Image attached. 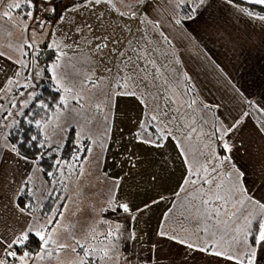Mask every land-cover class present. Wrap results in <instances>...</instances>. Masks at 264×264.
Wrapping results in <instances>:
<instances>
[{"label":"rangeland","instance_id":"1","mask_svg":"<svg viewBox=\"0 0 264 264\" xmlns=\"http://www.w3.org/2000/svg\"><path fill=\"white\" fill-rule=\"evenodd\" d=\"M233 2L239 7H245L239 1ZM46 3L47 0H43L39 5V16L46 21L43 28L38 22L33 23L31 18L18 15L25 28L31 26V35L25 30L29 38L28 43L35 42L33 49L26 46L23 58L29 67L22 70V66L16 63L18 60H4L0 56V104L4 105L0 108V199H7L11 203L14 193L22 187L25 178L30 181L28 183L31 184L40 206H43L47 193L57 189L55 179L51 182L36 162L29 158L26 162L23 156L11 151L9 133L12 120H18V110L22 108L20 101L27 98L29 91H40L44 79L51 78L50 65L63 52L65 55L59 60V72L65 87L71 89L67 93L61 89L62 96L68 103L66 106L59 103L60 107L44 122L43 131L51 144H63L70 132L75 130L79 145L77 154L82 157L86 153L87 159L83 156L82 168L79 165L73 171V174H77L75 181L70 180L66 184L65 194L69 198L63 216L59 218L58 224L49 225V230L55 228L53 239L57 242L61 241V232L70 236L76 234L77 240L92 251V257L106 258L110 255L104 256L105 250H108L109 254L112 246L116 245L113 250L118 254L119 245L124 247L131 242V213H124L119 209L120 203L115 198L114 189L117 178L106 170V159L110 150H115L114 154L117 151L121 154L131 150V144L127 141L129 135L111 141L112 123L116 114L122 111L121 101L127 103L129 98H132L141 102L140 98H143V122H147L150 115L157 114L155 104L159 101H153L151 95L146 94L151 91L152 94L168 97L164 104L167 106L170 102L172 109H179V112L172 111L171 114L184 117L179 121L180 125H184L179 128V132L176 122H170L168 117L163 118L168 127L173 129V135L186 145L187 140L181 133L187 131V126L196 128L186 145L192 155L196 149L202 148L200 152L208 156L210 148L215 144L219 145L216 137L211 135L212 125L216 124L218 127L220 121L228 123L239 119L245 111L249 116L241 124L242 132L246 136L251 131L256 132L260 129L259 125L263 127L264 123V112L257 111V108H264V21L240 13L236 7L229 5L227 0H209L208 5L197 10L196 19L192 21H187L185 17L190 12L189 6H195L193 0H185L184 3H180V0H150L146 4H141L140 0H112L114 8L107 3L93 7L82 6L83 0H55L58 5L56 15L51 12L45 15L43 8ZM6 6L7 3L0 5V30H3L4 36L10 37L17 22L3 21ZM23 11L27 12L28 8L24 7ZM133 12L136 14L135 18L129 15ZM121 13L125 15L122 16ZM145 14L152 24L141 23ZM175 19H181L182 23L175 24ZM156 22L159 23V28L154 26ZM86 24L91 26V30L85 27ZM161 32L170 43L163 39ZM104 36L109 38V48L112 47L110 41L114 37L121 41L120 50L129 49V41L132 42V47L141 51L146 48L160 69L159 83L164 90L159 91L155 84H152L150 89L144 84L139 87L130 85L138 93L137 97L116 95L115 93L121 91L116 87L119 80L115 75L118 71L117 57L108 49L95 48L98 42L95 38ZM41 41L43 46L39 45ZM53 43L58 47L54 49ZM129 51H125L126 56ZM33 60L37 61L36 65H32ZM140 63L143 66L144 62ZM41 68L45 69L44 75L30 81L33 87H23L29 82L25 79L29 73L35 76ZM109 69L111 71H108ZM150 72H154V69L150 68ZM169 78L170 83L164 85V80ZM9 80L14 82L9 84ZM152 80V75H149L148 81ZM190 86H194V91L189 90L185 94L184 89ZM19 92H24L25 95L19 96ZM76 96H79V99H76ZM12 97L16 99L15 108L11 104ZM193 99L196 104L192 109H188L186 102ZM201 102L213 108L205 109ZM144 104L148 107L145 108ZM217 105L218 108L215 107ZM9 110L13 116L4 119ZM153 125L158 127L156 122H152L148 133L154 132L151 129ZM138 130L141 131L140 127ZM238 137L239 140L242 139L239 133ZM205 144H210L211 147H204ZM255 144L258 146L261 143ZM245 146L252 149L253 140ZM89 149L91 151H88ZM145 153L146 160L151 152L148 150ZM200 159L205 161L208 157ZM232 161L244 172L236 157L232 156ZM225 164V171L211 186L215 214L220 219L230 217L232 211L240 204L239 201L244 199L239 191L228 193L236 178L235 175H228L229 171L233 170L228 163ZM68 174L70 175V169ZM243 187L247 189V193L248 189H251L247 182H243ZM217 194L228 197L226 206L224 200L216 199ZM71 200L73 202L70 204ZM33 215L37 218L46 217L40 213ZM25 219L26 217L18 216L15 224L4 227L5 231L1 237L8 238L13 231L18 232ZM109 230L112 231L113 237H107ZM55 246L53 249L57 248V244ZM50 252L51 257L46 256L44 260L37 258L36 264H67L70 260L68 257L71 251L60 257L55 250L50 249ZM79 252L78 262H81L83 251ZM133 254L135 261L139 256L144 260L146 258L143 249ZM110 257L114 259L113 263L120 262V256ZM101 261L100 259L92 263L102 264ZM121 262L125 264L124 259Z\"/></svg>","mask_w":264,"mask_h":264},{"label":"crops","instance_id":"2","mask_svg":"<svg viewBox=\"0 0 264 264\" xmlns=\"http://www.w3.org/2000/svg\"><path fill=\"white\" fill-rule=\"evenodd\" d=\"M37 2L40 5L43 0H37ZM235 2L238 1L235 0ZM6 3V9L3 12H9V17L4 18L3 21L17 23L10 37L4 36L3 30H0V56L4 60L6 58L23 60L29 42L28 34L25 32V26L19 21L18 15H21V11L8 7L10 4H23V0H2L0 5ZM243 5L255 13L251 7ZM39 45L43 46V41ZM120 106L122 111L116 114L115 121L112 123L111 141H117L118 137L124 138L129 135L127 141L131 144V150L121 154L118 151L114 154L115 150H110L107 154L108 168L106 170L117 178L114 188L115 198L120 204L127 203L131 210V238L134 236L132 241L135 246H142L146 253L145 261L139 256L133 264H232L221 257L199 251L192 252L178 242L180 239H184L186 243L199 239L202 244L203 241L211 243L212 240H217L224 248H227L230 237L239 235L236 229L243 226L246 216L250 213L257 217L264 214V209L246 198L243 204H238L232 211L237 213L236 216L220 219L215 214L212 185L204 183V179H212L214 183V180L215 182L219 180L225 171L226 164L219 165L218 161L213 159L214 154L223 155L219 145L212 146L207 156L204 153L201 155L202 148L196 149L192 155L186 148L190 139H185L186 145L178 137L180 144L169 139L164 142L162 148L142 144L137 135L144 114L141 102L129 98L127 103L121 101ZM262 124L263 127L259 125L260 129L253 133L251 131L247 136L240 126V130L231 140L234 145L231 156L236 157L243 167L245 174L243 182H247V186L251 188L248 189L247 196L260 203H264V123ZM238 133L242 137L240 140ZM250 140L254 142L252 149L245 146ZM255 143L261 144L256 146ZM181 147L185 149L184 152L180 151ZM148 150L151 153L145 160V151ZM201 157H208V159L202 161ZM189 164L192 165V171L198 172V175L189 176ZM213 165L216 166L215 172L212 171ZM204 166L208 168L207 174L202 170ZM189 179L197 180V183L186 184L185 181ZM27 180L25 178L23 182ZM204 200L208 203L204 204ZM153 201L157 202L153 203ZM72 202L71 200L69 203ZM146 204L149 205L147 209L144 207ZM18 216L20 215L15 209L13 199L11 203L7 199H0V237L4 234V227L15 224ZM253 223L255 224V221ZM160 232H164L165 235H159ZM172 236L176 239H171ZM76 241H79L76 234L70 236L66 232H61V241L56 243L58 257L67 255L71 251L68 257L71 261L69 260L67 264H80L78 259L81 249L80 247L79 250L77 249ZM59 244L67 247L58 251ZM73 247L76 248L75 252L72 251Z\"/></svg>","mask_w":264,"mask_h":264},{"label":"snow or ice","instance_id":"3","mask_svg":"<svg viewBox=\"0 0 264 264\" xmlns=\"http://www.w3.org/2000/svg\"><path fill=\"white\" fill-rule=\"evenodd\" d=\"M141 4L149 3L150 0H140ZM185 0H180V3H184ZM102 3H107L110 7L114 8V4H112V0H83L82 6H97L101 5ZM193 3L195 6H189L190 12L185 17L187 21H192L196 19V13L197 10L204 7L205 5L209 4V0H193ZM227 3L229 5H232L237 8V10L240 13L246 14L249 18L258 19L259 21H264V15L260 14V12H253L250 11L248 7H239L238 4H234L233 0H227ZM249 3L252 6H262L260 11L264 12V0H249ZM28 8L27 12L23 11L24 7ZM210 6V5H209ZM9 8H15L21 11L22 18L28 17L31 18L33 23H39L40 27L43 28L45 26L46 21L39 16V4L37 0H23V4L21 3H15L14 5L10 4L8 5ZM43 11L45 15L48 12L53 13L54 15L57 14L58 11V5H56L55 0H47V3L45 4ZM5 18L9 17V12L5 11L3 13ZM121 15H125L124 13H121ZM130 16L135 18L136 14L135 12L130 13ZM141 23H147L152 24L153 22L147 19V16L145 14L144 20L141 21ZM175 24L179 25L182 23L181 19H175ZM156 28H159V23L156 22L154 25ZM30 25L26 26L25 30L29 31L30 33ZM89 30H91L90 25H85ZM161 36L165 41L170 43L168 41V38L163 35L161 32ZM98 42L95 45V48L97 50H103L108 49V51L115 55L117 57V68L118 71L115 74L117 77H119V80L116 83V87L121 89V91L115 93L116 95H124V96H132L137 97L138 93L133 90V87H130V85L139 87L140 84H144L146 88H151L152 84H155L156 88L159 91H163L164 87L159 83V80L161 78L160 69L156 64V60L154 58H151V53L145 48L144 50H140L138 48L132 47V42L129 41V49L126 50H120V39L118 37H114L111 39L110 43L112 44V47L109 48V38L104 37H96L95 38ZM27 47L29 49H33L35 47V42L28 43ZM52 47L55 49L58 46L53 43ZM130 50V51H129ZM125 51H129V54L126 56ZM37 55H39V52L37 51ZM65 54L63 52L60 53L59 56L56 57V61L53 62L50 65V73H51V80L54 81L55 85L57 86V91H60L63 89L64 92H70L71 89L65 87V82L61 78V73L59 72V60L62 56ZM135 57V59H133ZM10 59V58H9ZM141 61H143V66L141 65ZM18 65L22 66L23 69H27L29 67L28 63L24 60H18L16 61ZM32 65H36L37 61L33 60ZM150 68L154 69V72H150ZM108 71H111L110 69ZM45 72V69L41 68L39 71L35 73V76H32L31 73H29V76L25 79L29 82L25 83L23 87L31 89L33 87V84L30 82L32 79L39 78L40 76H43ZM19 75V73H17ZM152 75L153 80L152 82L148 81V76ZM190 80V77L188 78ZM171 81V78L164 80V85L169 84ZM14 81L9 80L8 83L11 84ZM93 85L95 86V82H93ZM19 86V85H18ZM194 91V86H190L189 88H185L184 92L185 94L189 91ZM11 91V89H9ZM19 96H24V92H19ZM146 95H151V98L153 101H159V103L155 104V108L157 111L156 115H150L149 120L147 122H141L140 129L141 131L137 134L140 137V142L142 144L146 145H152L156 148H162L164 147V142L172 139L175 141L176 144H180L181 141L177 139L176 136L173 135V129L168 127V124L164 122V117H168L170 122H176L177 125V131L179 132L180 127H184V125H180L179 121L183 120L184 117L182 115H172V111L179 112V109H172L171 103L166 106L164 104V101H167L168 97H161L155 94H152L151 91L147 93ZM76 99H79V96L75 97ZM141 99V103H144V99ZM33 101H37V106H39L42 109H48L49 105L43 100L38 98V94L36 91H29L27 93V98L20 101L22 104V108L18 110V115L25 117V122L29 125L33 124L32 119H27V113L24 111V109H28L29 105L33 103ZM60 102L62 105L66 106L68 101L65 97L60 98ZM11 104L12 107H16V99L15 97L11 98ZM196 104V100L193 99L191 101L186 102V107L188 109H192L193 105ZM201 106L205 109H212L213 106L203 104L201 102ZM4 105L0 104V108H3ZM59 108L60 105H57ZM144 107L147 108L148 105L144 104ZM218 108L219 106H215ZM257 111L264 112V108H257ZM13 113L11 110L8 111L7 117H4V119H7L8 117H12ZM249 113L245 111L241 114V118L236 119L234 121H228V123H224L222 121L218 122L219 126L217 127L216 124L212 125L213 132L211 135L216 137V140L219 142V147L221 151L223 152L222 156L213 155V159L218 161L219 165H223L225 163H228L233 171H229L228 175L232 176L235 175V183L228 189V193L232 194L236 191H239L242 194V197L248 199L250 202L257 204L259 208L264 209V203H260L259 201H254L251 199V197L247 196V189L243 187V178H244V172L241 171L239 168L236 167L234 162L232 161V150L234 145L231 143L232 137L240 130V126L243 123V119L248 117ZM202 119V118H201ZM152 122H156L158 127L155 128L153 133H148V127ZM35 125L37 128H40L42 126L41 120H35ZM11 126L13 128L20 127L23 131L21 121L17 119H13L11 122ZM196 132V128L192 126H187V131L184 133H181V135L184 136L185 139H191L192 133ZM16 139L18 142L23 146L24 144H30L37 149H42L46 147L47 144V138H45L44 142H41L36 135L32 136H26L25 138L21 139L20 136H17ZM204 147H211L210 144H205ZM11 151L13 153H16V155H19V151L17 149L16 144L10 145ZM88 151H91L89 149ZM181 152H184L185 149L183 147L180 148ZM45 153L41 154V157ZM203 155V153H201ZM25 161L27 162V157H24ZM35 159L33 162H35ZM74 160H79V155L74 154L73 156ZM87 157H85V160ZM187 159V157H185ZM62 163L67 164V161H60L57 160L56 164L61 165ZM71 168V166H69ZM82 168V165H81ZM205 174L208 173V168L204 166L202 168ZM188 171L189 176H196L198 175V172L192 171V165H188ZM199 171V170H198ZM212 171H216V166L213 165ZM48 176L54 175L53 172H47ZM82 174V173H81ZM30 181H24L22 184L26 186V184ZM185 183H197V180L189 179L186 180ZM204 183H207L209 185L213 184L212 179H204ZM218 187V185H217ZM24 187H21L19 190H17L16 193H14L13 196V202L16 211L19 213L20 216L26 217L23 226L18 232L13 231L12 235L8 238L0 237V264H36L37 258L40 260H44L45 256L51 257L52 252L48 250V246L50 243L56 244L57 241L53 239V232L55 231V228L53 227L52 230H49V225H53V222L55 221L56 224L59 223L57 216L62 217L63 216V210L57 209L53 211V214L51 216H46L44 218H37L32 213V204L29 201H26L24 199ZM29 195H35V193H29ZM19 198V202H15L16 198ZM59 199V197H57ZM217 200H224L225 206L227 203L228 197L221 196L219 194L216 195ZM157 201H153V203H156ZM241 204H243L244 199H241L239 201ZM111 203V202H110ZM204 204H207L208 201L204 200ZM119 209H121L124 213H129L131 210L129 208V205L127 203L119 204ZM145 209L149 207V205L144 206ZM110 210H115L111 209ZM219 211V209H217ZM237 213L233 212L231 213V216H236ZM255 221V224L253 223ZM236 232L239 235H232L230 237V240L228 241L227 248H224L219 241L212 240L211 243L208 241H199L197 239L193 242H187L184 239H180L178 242L181 245H185L187 249L192 250V252L199 251L203 252L215 257H221L225 260L232 262V264H264V214H261L259 217L249 214V216L245 217V222L242 227H238L236 229ZM161 236H164V232L158 233ZM107 237H113V233L111 230L107 233ZM134 238V236L132 237ZM171 239L175 240L176 237L172 236ZM36 243L38 245V250L33 249L32 251H29L28 249L32 248L33 243ZM76 244L79 245L80 249L83 251V258L81 259L80 264H87V258L92 256V251L85 247L83 243L80 241H76ZM67 246L64 244L58 245V251L60 249H64ZM113 249H115L116 245L112 246ZM72 251L75 252L76 248L73 247ZM188 253H186L187 255ZM104 255L108 256V250L104 251Z\"/></svg>","mask_w":264,"mask_h":264},{"label":"trees","instance_id":"4","mask_svg":"<svg viewBox=\"0 0 264 264\" xmlns=\"http://www.w3.org/2000/svg\"><path fill=\"white\" fill-rule=\"evenodd\" d=\"M245 4L246 6L251 7L255 12H260V14H264V12H261L260 9L262 6H252L249 3V0H237ZM39 99H43L48 105V109H42L39 106H37V101H33L31 105H29L28 109H24V111L27 113V119H32L33 124L29 125L25 122L26 118L19 116L18 120L21 121L23 131L20 127L11 128L9 133V139L11 144H16L17 149L19 151V155L23 157H27L29 159L34 160L39 165L42 170L45 172H53L54 175L47 176V178L52 182L53 179H55L56 188L52 192L47 193V198L43 203V206H40L41 204L36 201L35 195H29V193H34L33 189H31V184L28 183L26 186H24V199L26 201H29L32 204V213H40L42 216H47L53 213V211L60 209L64 210L66 201L68 200V196L65 194V186L68 182H74L76 179L77 174H73L74 170H76L79 165H82V159L83 156L85 158L86 153L81 157L79 156V160H74L73 156L74 154L78 153V142L77 137L75 135V130L71 131L68 139L63 144H51L46 137L44 131H43V124L45 121L49 120V118L52 116L53 112L57 109V105L60 103V98L62 97V91H57V86L55 85L54 81L51 80V78H45L42 82L40 91L37 93ZM41 120L42 126L40 128H37L35 125V120ZM151 129L154 131L155 126L151 127ZM26 136H32L36 135L38 139L41 142L45 141V138H47V144L45 148L37 149V147L30 145V144H24L21 146V144L16 139L17 136H20L21 139L25 138ZM45 153L42 158L41 154ZM67 161V164L62 163L61 165H57L56 161ZM71 166V168L69 167ZM68 169H70V175L68 174ZM62 171V172H59ZM74 175V177H73ZM55 186V185H54ZM67 193V192H66ZM59 197V199H57ZM19 202V198H17V203ZM131 216V215H130ZM59 216H57V219L59 221ZM124 218V217H123ZM125 219V218H124ZM131 219V218H130ZM56 224V222H53V226ZM129 235L131 241L126 246L122 247L119 245V251L118 254H116L113 250V248L110 249V252L108 255L110 256H120V262L124 259L125 263L133 264L135 263L134 260V254L133 252L138 250H144V248L135 246L134 242L131 238V221L129 224ZM120 230V229H119ZM120 234V233H119ZM118 234V236H119ZM122 234V233H121ZM106 237V234H105ZM55 247V244L50 243L48 246V250H55L53 249ZM33 249L38 250V245L34 242L31 249H28L29 251H32ZM101 255V254H100ZM105 256V255H104ZM88 257L87 258V264L91 263L93 261H100L102 260V264H114V259L112 257ZM146 256V253L144 254ZM46 257V256H45ZM123 258V259H122ZM143 261V260H142ZM145 261V260H144ZM97 264V263H96Z\"/></svg>","mask_w":264,"mask_h":264}]
</instances>
